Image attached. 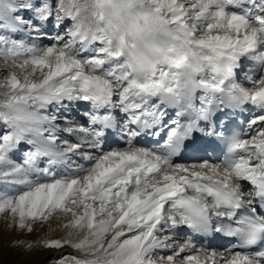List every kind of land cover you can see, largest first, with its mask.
Listing matches in <instances>:
<instances>
[{
  "label": "snow or ice",
  "instance_id": "snow-or-ice-1",
  "mask_svg": "<svg viewBox=\"0 0 264 264\" xmlns=\"http://www.w3.org/2000/svg\"><path fill=\"white\" fill-rule=\"evenodd\" d=\"M0 218L39 264H264V0H0Z\"/></svg>",
  "mask_w": 264,
  "mask_h": 264
},
{
  "label": "rangeland",
  "instance_id": "rangeland-1",
  "mask_svg": "<svg viewBox=\"0 0 264 264\" xmlns=\"http://www.w3.org/2000/svg\"><path fill=\"white\" fill-rule=\"evenodd\" d=\"M42 234V233H41ZM15 232H7L3 218H0V264H39L42 258L47 256L48 253L37 250L27 256L19 257L17 253L19 249L8 247V245L17 239ZM36 237H25V239H35ZM43 264H47L44 261Z\"/></svg>",
  "mask_w": 264,
  "mask_h": 264
}]
</instances>
